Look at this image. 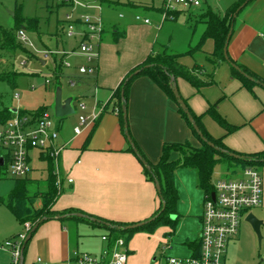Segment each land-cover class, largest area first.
<instances>
[{
	"label": "crops",
	"instance_id": "crops-1",
	"mask_svg": "<svg viewBox=\"0 0 264 264\" xmlns=\"http://www.w3.org/2000/svg\"><path fill=\"white\" fill-rule=\"evenodd\" d=\"M86 1L98 3L97 0ZM238 1L236 0L230 8ZM119 5L125 7L126 11L133 10L129 7H136L131 2H120ZM147 7L146 12L155 10V7ZM161 8L156 10L161 14V18L157 19L156 23L151 21V25L137 23L134 18L127 20L126 15L120 13L119 20L126 21L123 26L112 25L111 34L104 23L102 7L101 11L95 8H80L82 12L92 10L99 12L96 18L90 16L94 20L102 19L105 27L103 39L108 34L111 36L108 43L106 40L100 44L99 58L94 62L97 72L88 76L80 73L71 76L73 80H81L85 76L93 80L94 102L90 107L83 103L86 106L84 112L88 111V116L97 107L112 103L114 91L127 74L156 50L155 46L166 22L163 20ZM117 32L126 35L118 42H114V34ZM58 42L57 39L56 43ZM60 43L61 49L58 45L57 48L65 55L64 61L67 62V59L72 57L86 63V58L79 52L80 44L78 48L71 49L68 42ZM164 50L165 48H160V51H157ZM166 50L170 54L180 55L178 62L185 67L198 66L205 69L207 74H213L214 84L200 90L182 78L176 80L181 97L194 114L201 117L208 133L215 139H221L227 148L237 153L254 155L264 152V87L255 85L250 91L242 81L232 76L231 67L226 63L214 68L210 62V56L215 50L213 40H207L200 51L186 55L188 57L169 51L168 48ZM199 54L201 58H198ZM228 55L233 61L264 80V0L252 1L237 17L235 30L228 44ZM71 65L78 72L79 67L86 66L81 62L78 66ZM54 101L55 96L51 101L52 105ZM80 102V99L77 100V103ZM211 107H215L216 112L236 130L227 133L208 114ZM9 109L12 111L17 108ZM17 110L28 111L23 108ZM127 117L132 138L139 150L153 164L160 161L165 143L189 141L195 147L201 145L188 123L179 114L177 105L148 77H139L132 83ZM66 118L68 117L55 123L60 132L57 144L66 145L67 148L59 156L63 193L56 200L53 210L56 212L73 210L93 219L127 225L141 223L151 218L161 205L158 191L155 183L146 178L144 167L136 154L128 150L130 144L122 129L120 117L116 113L107 112L97 123L82 127L79 135L74 132L80 125L79 118L73 127L65 124ZM31 158L33 161L32 154ZM36 158L46 162L40 157L39 152ZM47 176L48 172L43 182ZM68 179H73V183L69 184ZM32 180L41 181L37 178ZM175 186L179 201L177 214L173 215L174 220L179 218V221L176 229L167 235L169 244L166 249L171 250L177 241L183 243L190 256L195 250L189 247L188 243L199 244L204 193L198 187L196 171L190 169L176 171ZM257 209L263 212L264 200ZM77 212L73 214H79ZM187 226L192 228L189 231L185 230ZM72 230L75 231L76 237ZM109 235V231L103 227L73 219L44 222L28 244L24 264L28 258H30L28 264H39L38 259H41V264H63L74 260L77 254L87 253L100 257L106 248L111 247V242L103 240L104 236ZM241 235L242 229L232 245L240 242ZM126 246L128 263L129 255L133 252L127 241ZM228 259L229 251L226 264L229 263Z\"/></svg>",
	"mask_w": 264,
	"mask_h": 264
},
{
	"label": "trees",
	"instance_id": "trees-1",
	"mask_svg": "<svg viewBox=\"0 0 264 264\" xmlns=\"http://www.w3.org/2000/svg\"><path fill=\"white\" fill-rule=\"evenodd\" d=\"M247 1L249 2L245 6V8H243V10L246 9V7L254 0H239L232 8L227 11L225 15L217 12L216 9H214L210 5L203 8L205 9V11L201 15L196 16L193 13L189 14V19H196L197 23L203 24L205 26V30L202 33L199 42L194 47H191L186 55H192L195 52L200 51L207 40H213L215 43V50L214 53L210 56V62L213 64L214 68L222 63L230 65L232 76L242 81V83H244V85L248 89H250V91H252V88L255 85L264 87V80L248 70L246 67L233 61L229 57V55L227 60L224 54V49L228 41V35L232 27L233 33L235 30L237 18L234 20L233 17L236 11ZM243 10L238 14V16L243 12ZM21 11L22 7H18L15 12V26L13 29H6L0 26V58L6 55L7 59L10 60V63L6 65L0 64V81L8 83L13 88H17V81L22 73H19L15 70L12 59L15 58L18 52H23L27 56H31L28 51L20 44V41L17 38V32L19 30L26 29L30 32L36 33L38 37L42 35L39 30V20L37 18H25L22 16ZM182 14L183 13L180 12L169 13L165 21H177ZM63 31L65 32V23L64 21H60L56 33L57 39H59V36L62 35ZM125 35L126 34L124 33L117 32L116 34H114V42H118L121 38L125 37ZM179 57L180 55L168 53L166 48L162 52L153 50L142 64L133 68L127 74L121 85L114 91L112 103L105 105L101 114L102 116L107 112L116 113L120 117L122 129L125 134L126 129L124 108H126L127 111L131 85L139 77H148L177 105L179 114L188 123L194 136L200 142L201 145L199 147H195L189 141H186L184 143H165L162 148V156L160 158V161L156 164H153L148 161V159L137 147L134 139L132 138L128 125V134L131 137V142L135 146L137 152L134 151L130 142V148L128 150L136 154V156H141V159H138L144 167L146 178L150 182H153L155 184L156 182H158L160 185L161 191L160 193L158 192V195L161 201V205L158 211L146 221L130 225L107 222L98 218H94L95 221L80 218L77 216H69L63 218L65 215H73V213L77 211L67 210L56 212L53 210V206L59 196L63 193V190L60 191L57 186V176L55 174V165L53 159L50 157H44L42 155L41 158L48 163V176L44 182V184H46V191L40 193L38 191L40 190V188L37 187V191L33 192L35 191L33 190L35 182L39 184V181L32 180L26 177L24 180L18 181L13 192L12 200L8 204L9 210L13 213V215L22 226L25 223L29 222L32 225V230L37 227V229L32 232V237L44 222L54 219L59 221L73 219L79 222H86L95 226L103 227L110 233L108 238L111 242V247L113 246L114 241L119 238H124L127 241L126 236L138 231L152 232L154 228L160 224L171 226L174 231L178 224L179 218H177L176 220H172L170 216L173 214H177V204L179 201L178 191L175 186V174L177 170L190 169L196 171L199 189L204 194H209L214 189L213 176L215 168L221 162H225L230 166L233 164H242L243 166L256 165L264 167V152L254 155H243L227 148L223 144L221 139H215L208 133L202 123L201 117L194 114V112L188 106L187 102L183 99L188 107L191 116L194 118L195 124L199 128L200 133L206 139V141H204L196 132L193 124L189 121L188 116L181 109L175 98L172 87V78L174 77L176 80L178 78H182L189 84H191L195 89L200 90L201 88L214 84V76L213 74H207L205 72V69L198 66H195L193 68L185 67L178 62ZM64 58L65 55H63V57L61 58L60 65H58L55 61V73L56 75H58V78L61 75L62 66H65ZM234 66L239 67L241 71L236 70ZM137 71H139V73L135 74ZM249 78H251L252 80ZM47 109L48 108L44 107L33 112L19 110V113L20 115L35 113L39 116L46 112ZM208 114L212 116L216 120V122L226 130L227 133H231L236 130L216 112L215 107H211L208 111ZM14 115L15 114L9 108H1L0 125H5ZM209 143H212L214 146H210ZM223 150L227 152L224 153L222 152ZM229 153L239 155L240 158L232 157L229 155ZM35 199L36 201L41 200V207L37 208L34 205ZM131 225L139 226L131 230L124 229L125 227ZM29 242L26 245L25 254ZM188 246L193 248L195 252H197L199 249L198 243H188Z\"/></svg>",
	"mask_w": 264,
	"mask_h": 264
},
{
	"label": "rangeland",
	"instance_id": "rangeland-1",
	"mask_svg": "<svg viewBox=\"0 0 264 264\" xmlns=\"http://www.w3.org/2000/svg\"><path fill=\"white\" fill-rule=\"evenodd\" d=\"M98 5L102 7V16L104 23L108 28L109 33L112 32V25L123 26L125 21L119 20L118 15L123 13L126 15L127 20H135L137 15L142 17H148L153 23H156L157 19L161 18V14L157 12L163 5L164 0H97ZM236 0H209L211 5L215 7L216 11L222 15H225L229 8L234 4ZM131 2L136 7H129L126 11L125 7L119 5V3ZM155 7L152 12H146L145 7ZM22 7V16L25 18H37L39 20V30L42 33L40 37L36 33L30 32L26 29V32L30 38L28 43L20 41V44L28 51L31 56H27L23 52H18L14 59L15 70L22 75L17 81V88L11 87L8 83L0 81V109L1 108H23L28 111H36L40 108H48L46 112L51 116L54 123H58L59 118L55 117L53 105L51 101L54 100L57 87L61 89L63 99L73 98L74 107L76 113L69 116L65 120V124L73 127L81 115L88 116V111L84 112L79 108L77 100L80 99V103H84L87 107L91 106L94 102V83L92 78L83 77L81 80H73L71 76L79 75L77 69L74 66L67 67L62 66L61 75L58 78L55 73V61L60 65L63 55L60 53V42H68L69 48H78L80 44V37L69 39L63 31L59 36V42H57L56 33L60 21L65 19L67 12L70 9L65 5L57 2V0H0V26L6 29H13L15 26V12L17 8ZM135 9V10H134ZM205 9L199 10L194 15L203 14ZM70 13V12H69ZM74 16L80 14L91 15L96 18L99 16V12L96 11H84L77 8L73 10ZM187 15V16H186ZM188 14L184 13L180 16L179 20L171 21L167 20L164 24L163 31L158 44L155 46L156 50L160 51V48H168L169 51L175 53L184 54L194 47L200 40L202 32L204 31V25L197 23L196 19L188 20ZM138 35H139V30ZM128 34V31H126ZM111 34V33H110ZM111 36L108 34L103 39L101 44L107 40L110 41ZM114 43V42H113ZM58 49V50H57ZM193 55V54H192ZM189 56V55H188ZM186 56V57H188ZM202 56L199 54L198 58ZM68 63L73 65L86 64L78 59L68 58ZM10 63L7 56L0 58V64L6 65ZM79 70V69H78ZM88 76V75H87ZM47 81L50 84H47ZM71 81L75 82V85L71 84ZM51 106V108L49 107ZM65 119V118H64ZM33 155L32 169H34L29 179H40L38 183L35 182L33 192L37 191V187L40 193L46 191V184L43 180L47 175V163L40 161L36 158L38 152L35 150L31 153ZM242 164L228 165L225 162L219 163L214 172L213 182L219 179H228L234 172H240L244 168ZM263 176L264 179V167L254 166ZM25 178H17L10 174L6 168L0 169V245L4 244L7 240H16L19 233L23 232V226L18 222L13 213L9 210L8 204L12 200L13 192L19 180ZM34 205L39 208L42 205L41 200L35 199ZM261 210L254 208L250 213L254 214L258 219L264 221V209ZM174 220V215L170 216ZM177 227V226H176ZM192 226L185 227V230H190ZM176 229V228H175ZM73 231V230H72ZM76 237V233H74ZM173 232L171 226L166 224H160L154 228L152 232L138 231L131 235L126 236L127 242L130 244L132 254L127 264H163L164 257H189L188 249L185 248L183 243L175 241L173 250L166 249L169 244L167 235ZM262 242L259 244L257 235L252 227L243 222L241 240L237 244H230L229 247V259L228 264H264V227L261 229ZM76 239V238H75ZM93 258V255H91ZM11 256L6 250L0 249V264H9ZM30 262V258L27 259L26 264Z\"/></svg>",
	"mask_w": 264,
	"mask_h": 264
},
{
	"label": "built area",
	"instance_id": "built-area-1",
	"mask_svg": "<svg viewBox=\"0 0 264 264\" xmlns=\"http://www.w3.org/2000/svg\"><path fill=\"white\" fill-rule=\"evenodd\" d=\"M69 7L65 19V35L69 39L80 37L79 52L86 58L87 66L79 67L81 75H94L97 67L94 62L99 58V48L105 31L102 19L94 20L90 15L74 16L77 8H95L101 11L100 5L86 0H57ZM212 6L209 0H164L162 17L166 19L169 13L180 12L192 14L207 6ZM215 9V7H213ZM135 21L151 25V20L137 15ZM17 38L28 43L30 38L26 30L17 32ZM64 65L71 64L64 61ZM47 84H50L47 81ZM75 85L74 81H71ZM84 111L86 106L79 103ZM104 106L94 109L90 116L81 115L80 125L74 129L76 135L82 132V127L97 123ZM76 110V108H75ZM60 132L55 127L51 116L44 112L20 115L18 112L5 124L0 125V159L3 165L0 169L7 171L17 178H26L32 172V151L39 152L40 157H50L54 161L57 186L62 190V180L59 172V156L67 148L58 145ZM72 184L73 179H68ZM214 189L204 194L199 249L189 257H166L163 264H226L230 244L241 233L243 222L250 211L258 208L264 200V179L254 166H245L240 172H234L228 179L213 182ZM23 232L16 240H7L0 249L8 251L11 256L10 264H24L25 245L32 230L31 223L23 225ZM105 242H110L104 236ZM128 249L124 238L114 241L112 247L106 248L100 257L93 258L90 254H77L74 260L63 264H127ZM41 264V259H38Z\"/></svg>",
	"mask_w": 264,
	"mask_h": 264
},
{
	"label": "water",
	"instance_id": "water-1",
	"mask_svg": "<svg viewBox=\"0 0 264 264\" xmlns=\"http://www.w3.org/2000/svg\"><path fill=\"white\" fill-rule=\"evenodd\" d=\"M249 1H247L246 3H244L235 13L234 15V20L237 18L238 14L243 10V8H245V6L248 4ZM232 34H233V27L228 35V41H227V45L224 49V54H225V57L226 59L228 60V44H229V41L232 37ZM234 68L238 71H241L239 69V67L237 66H234ZM139 71H137L135 74H138ZM243 73V72H242ZM244 74V73H243ZM251 79V78H249ZM252 80V79H251ZM172 87H173V93L175 95V98L178 102V104L180 105L181 109L185 112V114L188 116L189 118V121L193 124L196 132L200 135V137L206 141V139L202 136V134L200 133V130L199 128L197 127V125L195 124L194 122V118L191 116L189 110H188V107L185 103V101L183 100V98L181 97L180 95V92H179V89L177 87V84H176V79L173 77L172 78ZM73 102H74V99L73 98H67V99H63V96H62V91L60 89V87L56 89V95H55V101H54V105H53V109H54V113H55V117L56 118H59V119H62V118H65V117H69L71 115H74L76 113V110H75V107L73 105ZM12 112L14 114H16L18 112L17 109H14L12 110ZM124 118H125V129H126V132L125 134L127 135V139L128 141L131 143L133 149L135 152H137L135 146L132 144L131 142V137L129 136L128 134V117H127V111H126V108H124ZM210 146H214L212 143H209ZM222 152L226 153L227 151L223 150ZM230 156L232 157H235V158H240L239 155H235V154H232V153H229ZM139 159H141V156L140 155H137ZM0 165H3V160L0 159ZM156 189L157 191L160 193L161 191V188H160V185L158 182H156ZM69 216H72V215H65L63 218L65 217H69ZM73 216H77V217H80V218H85V219H90L91 221H95V219L93 218H90L86 215H83V214H73ZM246 223H248L252 229L254 230L255 234L257 235L258 237V240H259V244H261L262 242V232H261V229L262 227L264 226V222L260 219H258L254 214L250 213L248 215V217L246 218L245 220ZM139 225H131V226H127L125 227L124 229L125 230H131V229H135L137 228ZM37 229V227H35L31 233L29 234L28 238H27V241H26V245L27 243L30 241L31 237H32V232H34L35 230ZM121 229V228H119ZM26 245H25V248H26ZM24 262V260H23Z\"/></svg>",
	"mask_w": 264,
	"mask_h": 264
}]
</instances>
